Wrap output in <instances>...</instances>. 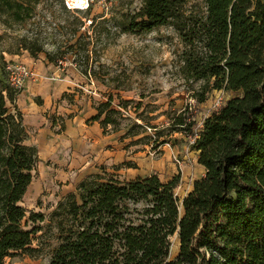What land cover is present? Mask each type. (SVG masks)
I'll return each mask as SVG.
<instances>
[{"label":"trees","instance_id":"obj_1","mask_svg":"<svg viewBox=\"0 0 264 264\" xmlns=\"http://www.w3.org/2000/svg\"><path fill=\"white\" fill-rule=\"evenodd\" d=\"M39 3L0 0V14L21 22ZM166 26L183 45L184 80L199 84L192 89L197 107L215 91L234 94L201 128L191 106L165 113L168 124L154 127L157 146L164 135L190 138L205 175L183 201V216L175 194L180 175L168 182L158 175L87 177L53 214L59 243L51 264H264V0H143L137 12L124 15L121 28L140 35ZM21 91L0 81V264L34 254L37 223L45 221L22 204L39 151L27 144L15 106ZM113 102L100 103L91 119L105 134L119 124ZM136 128L144 129L135 123L128 135L149 138ZM175 235L180 252L172 259Z\"/></svg>","mask_w":264,"mask_h":264},{"label":"rangeland","instance_id":"obj_2","mask_svg":"<svg viewBox=\"0 0 264 264\" xmlns=\"http://www.w3.org/2000/svg\"><path fill=\"white\" fill-rule=\"evenodd\" d=\"M130 1L40 0L30 17L21 22L14 21L9 14H0V81L8 82V65L25 64L23 59H30L44 64V78L50 79L49 82L67 76L76 83L72 97L65 96L72 105L96 110L100 103L112 98L113 107L120 112L113 115L119 124L108 127L106 134L115 138L109 148L122 151L113 162L101 163L92 157L88 170H82L72 166L63 153L60 158L50 155L52 135L43 137L41 129H28L27 144L39 149V161L22 204L29 212L44 215L45 221L37 223L39 232L33 245L37 251L8 258L7 264H51L59 243L53 214L69 195L78 193V186L91 175L107 172L124 181L158 175L164 182L180 175L175 194L181 216L183 201L195 182L205 175L190 138L181 133L169 138L164 135L159 141L166 142L157 146L154 127L163 129L168 124L165 113L191 106L201 128L204 119L215 109L216 101L220 98L225 101L234 94L215 91L198 108L192 89H197L199 84L187 83L181 72L183 45L179 35L170 26L140 35L124 33L121 28L124 15L137 12L143 3L133 0L130 5ZM27 46L41 47L44 52L33 55ZM37 75L33 84L41 83ZM34 101L39 106L44 104L41 97H35ZM135 123L143 125L149 138L138 142L143 134L128 135ZM144 129L136 128L134 132L143 133ZM179 252L180 241L175 235L171 258L175 259Z\"/></svg>","mask_w":264,"mask_h":264},{"label":"crops","instance_id":"obj_3","mask_svg":"<svg viewBox=\"0 0 264 264\" xmlns=\"http://www.w3.org/2000/svg\"><path fill=\"white\" fill-rule=\"evenodd\" d=\"M23 62L35 68L41 77V83L26 82L17 96L15 106L23 113L27 130L41 129L43 137L52 135L48 147L52 157L60 158L63 153L65 158L68 156L72 166L88 170L92 157L102 163L113 162L117 156H121L119 148H109V145L114 144L115 138L104 133L100 122L91 120L97 115V110L82 109L67 102L65 96L69 94L72 97L70 94L76 83L67 76L51 83L50 79L44 78V64L33 63L30 59H23ZM35 97H41L44 104L37 105ZM59 100L62 102L57 103Z\"/></svg>","mask_w":264,"mask_h":264},{"label":"built area","instance_id":"obj_4","mask_svg":"<svg viewBox=\"0 0 264 264\" xmlns=\"http://www.w3.org/2000/svg\"><path fill=\"white\" fill-rule=\"evenodd\" d=\"M7 72L10 85L17 89H22L28 81H36L38 79L34 68L26 64L8 65ZM222 101L223 99H218L214 105L215 108H218Z\"/></svg>","mask_w":264,"mask_h":264}]
</instances>
